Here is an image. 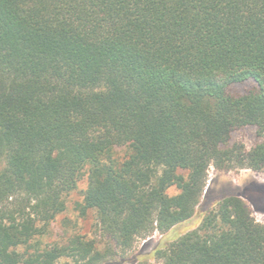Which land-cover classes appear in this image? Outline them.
I'll return each instance as SVG.
<instances>
[{"label":"trees","instance_id":"trees-1","mask_svg":"<svg viewBox=\"0 0 264 264\" xmlns=\"http://www.w3.org/2000/svg\"><path fill=\"white\" fill-rule=\"evenodd\" d=\"M211 165L264 171V0H0V264L124 258L194 218ZM85 176L109 244L44 242ZM199 218L154 264H264L242 197Z\"/></svg>","mask_w":264,"mask_h":264},{"label":"rangeland","instance_id":"rangeland-1","mask_svg":"<svg viewBox=\"0 0 264 264\" xmlns=\"http://www.w3.org/2000/svg\"><path fill=\"white\" fill-rule=\"evenodd\" d=\"M259 141L260 137L253 126L236 129L230 138L231 144L240 143L244 145L245 150H250ZM87 185L88 178L85 176L78 183V188L68 195L66 211L58 215L52 223L50 232L43 239L44 242L63 241L66 234L78 231L86 234L88 238L95 239L100 249L109 244L100 231L96 214L90 211L82 216L77 208V204L83 200L82 191ZM232 194L242 197L248 204L256 221L264 223V171H255L250 168H234L229 171H221L211 165L201 206L194 218L190 219V222L187 220L184 222L187 224L183 225L182 223V225L175 226L171 234H161L156 231L146 239H137L134 246L126 252L124 258H121L122 256L118 253L111 264H136L139 260L149 264L156 263L150 254L157 247L163 248L175 238L197 228L200 223L199 215L201 211L214 208L219 199Z\"/></svg>","mask_w":264,"mask_h":264}]
</instances>
